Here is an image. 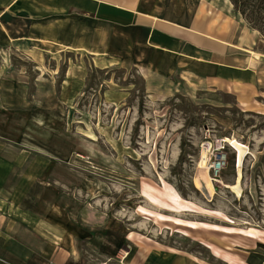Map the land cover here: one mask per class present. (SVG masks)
<instances>
[{
    "label": "rangeland",
    "instance_id": "obj_1",
    "mask_svg": "<svg viewBox=\"0 0 264 264\" xmlns=\"http://www.w3.org/2000/svg\"><path fill=\"white\" fill-rule=\"evenodd\" d=\"M259 36L254 49L264 55ZM257 68L246 110L228 90L185 81L160 95L133 66H97L68 51L35 63L0 47V140L42 160L31 170L48 173L74 211L89 209L91 223L121 234L112 261L124 264L132 246L133 262L144 248L171 247L184 264H225L209 244L232 264H264V56ZM218 144L226 163L212 178ZM177 201L186 208L176 211ZM82 255V264L95 260Z\"/></svg>",
    "mask_w": 264,
    "mask_h": 264
},
{
    "label": "crops",
    "instance_id": "obj_2",
    "mask_svg": "<svg viewBox=\"0 0 264 264\" xmlns=\"http://www.w3.org/2000/svg\"><path fill=\"white\" fill-rule=\"evenodd\" d=\"M258 41V32L229 0H0L2 49H15L35 63L68 51L89 56L97 66H133L150 92L163 95L187 81L228 90L246 110L254 102L257 59L264 56L254 49ZM26 152L0 140V264H82V249L95 257L88 264H119L112 260L119 256L121 234L91 223L89 209L74 211L72 197L58 192L48 173L31 170L42 160ZM173 208L186 205L177 201ZM175 221L190 228L210 225ZM206 245L225 264L235 260ZM132 247L120 256L124 264L186 260L167 247L156 255L144 248L133 262Z\"/></svg>",
    "mask_w": 264,
    "mask_h": 264
},
{
    "label": "trees",
    "instance_id": "obj_3",
    "mask_svg": "<svg viewBox=\"0 0 264 264\" xmlns=\"http://www.w3.org/2000/svg\"><path fill=\"white\" fill-rule=\"evenodd\" d=\"M232 7L245 20L247 25L264 38V0H229ZM65 264H72L66 262Z\"/></svg>",
    "mask_w": 264,
    "mask_h": 264
},
{
    "label": "built area",
    "instance_id": "obj_4",
    "mask_svg": "<svg viewBox=\"0 0 264 264\" xmlns=\"http://www.w3.org/2000/svg\"><path fill=\"white\" fill-rule=\"evenodd\" d=\"M225 163V153L224 151H221V145L218 144L214 146V154L207 166L209 176L212 178L217 177L225 166Z\"/></svg>",
    "mask_w": 264,
    "mask_h": 264
},
{
    "label": "bare ground",
    "instance_id": "obj_5",
    "mask_svg": "<svg viewBox=\"0 0 264 264\" xmlns=\"http://www.w3.org/2000/svg\"><path fill=\"white\" fill-rule=\"evenodd\" d=\"M209 144L206 146V149L208 148Z\"/></svg>",
    "mask_w": 264,
    "mask_h": 264
}]
</instances>
